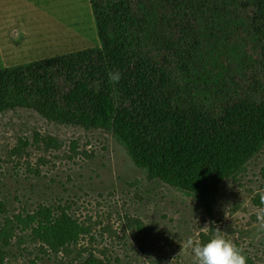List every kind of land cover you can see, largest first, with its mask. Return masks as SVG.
<instances>
[{
  "label": "trees",
  "instance_id": "16d2710c",
  "mask_svg": "<svg viewBox=\"0 0 264 264\" xmlns=\"http://www.w3.org/2000/svg\"><path fill=\"white\" fill-rule=\"evenodd\" d=\"M90 1L101 46L0 69V113L104 130L149 177L208 205L264 148V0ZM48 214L17 226L37 218L57 252L78 231ZM1 218L3 257L16 228Z\"/></svg>",
  "mask_w": 264,
  "mask_h": 264
},
{
  "label": "rangeland",
  "instance_id": "374dc122",
  "mask_svg": "<svg viewBox=\"0 0 264 264\" xmlns=\"http://www.w3.org/2000/svg\"><path fill=\"white\" fill-rule=\"evenodd\" d=\"M84 22L78 33L59 30L57 43L47 39L41 58L100 45L96 24ZM262 193L264 148L206 205L149 177L104 130L24 108L0 113V220L8 216L16 228L0 264H32L36 256L39 264H195L187 241L206 242L217 230L244 250L247 264H264ZM40 206L52 217L69 216L78 231L57 252L33 233L37 218L17 226Z\"/></svg>",
  "mask_w": 264,
  "mask_h": 264
},
{
  "label": "crops",
  "instance_id": "0c3cea01",
  "mask_svg": "<svg viewBox=\"0 0 264 264\" xmlns=\"http://www.w3.org/2000/svg\"><path fill=\"white\" fill-rule=\"evenodd\" d=\"M86 17L96 24L90 0H0V69L46 59L47 39L57 43L62 29L78 33Z\"/></svg>",
  "mask_w": 264,
  "mask_h": 264
},
{
  "label": "clouds",
  "instance_id": "9594fccd",
  "mask_svg": "<svg viewBox=\"0 0 264 264\" xmlns=\"http://www.w3.org/2000/svg\"><path fill=\"white\" fill-rule=\"evenodd\" d=\"M120 73H109V79L119 81ZM264 204V193L260 195ZM188 246L192 248L195 264H247L248 257L244 250L227 238L223 231L217 230L206 242L189 239Z\"/></svg>",
  "mask_w": 264,
  "mask_h": 264
}]
</instances>
